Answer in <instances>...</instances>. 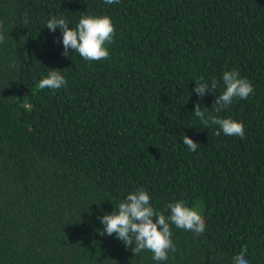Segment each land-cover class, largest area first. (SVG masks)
I'll list each match as a JSON object with an SVG mask.
<instances>
[{
	"label": "trees",
	"instance_id": "obj_1",
	"mask_svg": "<svg viewBox=\"0 0 264 264\" xmlns=\"http://www.w3.org/2000/svg\"><path fill=\"white\" fill-rule=\"evenodd\" d=\"M85 15L111 18L108 59L63 55L45 27ZM0 33V264H232L245 245L264 264V0H0ZM51 69L66 86L39 89ZM233 69L255 94L214 113ZM201 77L215 93L193 91ZM197 103L245 138L205 127ZM137 189L165 216L197 209L204 233L171 225L161 262L101 236L98 217Z\"/></svg>",
	"mask_w": 264,
	"mask_h": 264
},
{
	"label": "clouds",
	"instance_id": "obj_2",
	"mask_svg": "<svg viewBox=\"0 0 264 264\" xmlns=\"http://www.w3.org/2000/svg\"><path fill=\"white\" fill-rule=\"evenodd\" d=\"M119 3V0H104L105 5ZM26 15V14H25ZM27 22V21H25ZM53 33L59 28L62 32L63 55H69L74 50L86 61H100L108 59L110 53L106 45L111 44L116 32L109 16L85 15L82 16L76 27H69V22L63 17H53L46 23ZM4 42V34L0 33V43ZM194 92L200 98L206 93H215L217 81L211 80L209 84L202 77L195 80ZM225 86L224 91L216 96L213 103L214 113H221L227 109L234 99L247 100L250 95L255 94L254 86L247 78L241 77L240 73L233 69L225 71L222 75ZM65 76L58 69H51L47 76L38 83V88L59 90L66 86ZM208 108H201L197 103L194 107V116L199 118L205 127L218 126L226 136H238L245 138V127L242 122L231 118H222L219 115L207 114ZM219 134V131L217 132ZM183 144L195 152L199 143L187 135L183 136ZM170 215L165 216L151 205V198L147 191L137 189L130 192L126 198L118 203L115 210L98 217L104 228L100 235L107 234L122 241L126 248H131L134 254L150 251L152 259L157 262L167 261L169 252L176 251V245L172 240L171 225L185 231H191L196 235H202L206 224L201 213L185 205L183 200L168 204ZM134 245V246H133ZM247 246L232 258V264H249Z\"/></svg>",
	"mask_w": 264,
	"mask_h": 264
}]
</instances>
